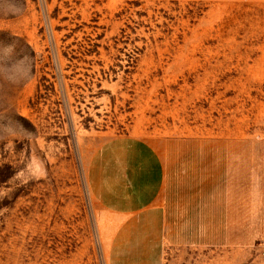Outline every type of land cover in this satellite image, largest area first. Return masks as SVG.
I'll use <instances>...</instances> for the list:
<instances>
[{"label":"rangeland","instance_id":"374dc122","mask_svg":"<svg viewBox=\"0 0 264 264\" xmlns=\"http://www.w3.org/2000/svg\"><path fill=\"white\" fill-rule=\"evenodd\" d=\"M23 4L0 48L35 78L0 116L34 135L0 143V264H108L89 166L126 137L166 166L163 264H264V0Z\"/></svg>","mask_w":264,"mask_h":264},{"label":"crops","instance_id":"0c3cea01","mask_svg":"<svg viewBox=\"0 0 264 264\" xmlns=\"http://www.w3.org/2000/svg\"><path fill=\"white\" fill-rule=\"evenodd\" d=\"M89 178L111 234L108 264H163L168 222L161 153L141 139H113L92 158Z\"/></svg>","mask_w":264,"mask_h":264},{"label":"clouds","instance_id":"9594fccd","mask_svg":"<svg viewBox=\"0 0 264 264\" xmlns=\"http://www.w3.org/2000/svg\"><path fill=\"white\" fill-rule=\"evenodd\" d=\"M24 12L23 0H0V16H20ZM15 45L0 48V91L24 86L34 80V59L27 55L13 58ZM19 122L0 116V143L27 141L33 137ZM39 178V177H38ZM0 195H7L0 192Z\"/></svg>","mask_w":264,"mask_h":264}]
</instances>
